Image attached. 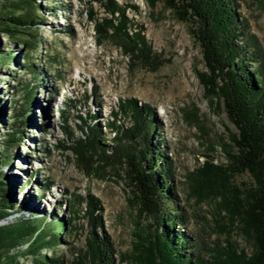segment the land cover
<instances>
[{
	"label": "rangeland",
	"instance_id": "rangeland-1",
	"mask_svg": "<svg viewBox=\"0 0 264 264\" xmlns=\"http://www.w3.org/2000/svg\"><path fill=\"white\" fill-rule=\"evenodd\" d=\"M116 1L126 7L125 14L144 30L154 56L161 59L155 68L125 55L113 37L98 41L94 22L87 16L92 5L97 19L109 17L98 3L36 2L38 7H43L38 14L44 22L36 28L42 44L32 51L30 60L38 67L50 68L44 73L43 86L38 88L27 138L20 144L11 166L5 165L2 170L10 176L17 204L24 196V206L15 205L17 211L26 216L33 215L30 210H36L40 216L46 214V223L52 218L49 214L56 215L58 219H67L68 225L66 233H60L59 243L49 252L29 254L27 243L13 248L16 264H39L38 259L46 257L58 259L61 264H78L89 232L82 215L84 199L89 196L99 205L96 213L101 215L102 227L114 245L115 263L121 264L119 254L131 249L137 216L134 205L128 201L131 193L120 168L98 164L86 172L71 149L50 145L63 140L71 144L83 137L78 115L94 112L99 116L98 122L104 125L111 120V111H117L119 103L130 98L136 99L139 107L147 104L153 111L160 130H156L158 136H154V142L162 143L165 156L172 161L174 198L188 219L189 234L200 246L231 245L250 253L251 238L241 229L238 217L224 208L223 198H244L254 189V178L247 172H232L230 168L227 152H236L237 130L223 102L211 93L206 95L200 83L197 73H205L206 67L199 43L192 35L193 24L178 20L163 0H157L153 8L147 0ZM238 3L239 14L264 53V0H238ZM0 40L5 50L16 53L8 68H0V107L5 110L0 120L1 136L12 123L10 106L18 99L14 92L20 85L18 79L28 81L30 72L20 66L27 47L22 42L11 43L6 36H0ZM11 74L15 75L12 79ZM116 119L119 126L129 127L130 121L123 115ZM63 130L72 133L73 138L67 139ZM103 131L107 138L114 137L108 126ZM45 148L50 153L46 154ZM205 161L219 167H209L208 171L215 175L216 182L210 185L203 182L198 189L195 177ZM29 178L30 184L25 185ZM12 218L0 220V225L11 222ZM38 221L43 222V218ZM49 228L50 224H46V231Z\"/></svg>",
	"mask_w": 264,
	"mask_h": 264
},
{
	"label": "trees",
	"instance_id": "trees-1",
	"mask_svg": "<svg viewBox=\"0 0 264 264\" xmlns=\"http://www.w3.org/2000/svg\"><path fill=\"white\" fill-rule=\"evenodd\" d=\"M156 1L147 0V4L153 8ZM163 1L178 20L193 24L192 35L199 43L206 67L205 73H197L200 83L206 95L211 93L223 102L228 118L237 130L234 136L236 152H227L230 168L232 172L251 174L255 185L244 198L234 196L223 198V201L224 208L233 217H238L241 229L251 238L252 251L246 253L231 245L200 246L186 230L188 219L174 198L173 164L165 156L162 143L154 142V136H158L156 130H160L147 104L139 107L134 98L122 100L117 111H111V120L104 125L98 122L99 116L94 112L78 115L83 137L76 138L71 144L58 141L50 147L71 149L78 165L86 172L98 164L120 168L131 193L128 201L134 205L137 216L131 249L119 254L121 264H264V53L256 36L249 33L246 20L239 14L238 0ZM36 2L0 0V36H6L13 44L22 42L27 47L20 66L30 72L28 81L18 79L20 85L14 91L18 99L10 106L12 123L0 136V220L8 221L13 216L11 222L0 225V264H16L17 254L11 250L21 243L28 244L26 252L29 254L51 251L59 243L60 233H66L68 225L67 219H58L56 215L49 214L52 218L46 223V214L40 216L36 210H30L33 215L26 216L17 211L15 205L23 207L24 196L17 204L10 176L2 170L5 165L11 166L14 157L18 156L20 144L27 138L26 130L32 122L30 113L37 105L38 88L43 86L44 73L50 68L47 65L38 67L30 60L32 51L42 44L36 28L44 22L38 14L43 7H38ZM89 2L90 5H101L109 16L97 19L92 5L87 13L94 22L98 41L113 37L132 60H143L151 68L161 64V59L154 56L147 43L144 30L125 14V6L116 0ZM15 54L5 50L0 40V68H8ZM50 59L55 60L54 57ZM14 77V74L9 75L10 79ZM118 113L130 121L128 128L118 125ZM4 116L5 110L0 107V120ZM106 126L114 131V137L109 139L103 134ZM63 132L67 139L73 138L72 133ZM44 150L46 154L50 153L49 148ZM209 167L219 168L205 161L195 177L198 189L203 182L209 185L216 182L215 175L208 172ZM45 182L49 187L50 184ZM29 184L30 178L25 185ZM84 200L82 215L87 220L89 232L78 264H116L114 245L102 227L101 215L96 213L99 205L91 196ZM40 217L43 222L38 221ZM145 221L150 224H144ZM46 224H50L49 231L45 229ZM38 263L61 264V261L46 257L38 259Z\"/></svg>",
	"mask_w": 264,
	"mask_h": 264
},
{
	"label": "bare ground",
	"instance_id": "bare-ground-1",
	"mask_svg": "<svg viewBox=\"0 0 264 264\" xmlns=\"http://www.w3.org/2000/svg\"><path fill=\"white\" fill-rule=\"evenodd\" d=\"M183 90L185 89V87L183 86V88H182Z\"/></svg>",
	"mask_w": 264,
	"mask_h": 264
}]
</instances>
